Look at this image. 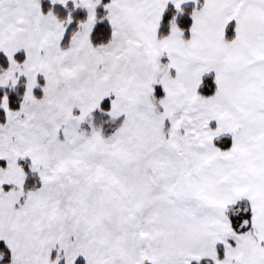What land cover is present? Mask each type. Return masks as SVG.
<instances>
[{
  "label": "snow or ice",
  "instance_id": "obj_1",
  "mask_svg": "<svg viewBox=\"0 0 264 264\" xmlns=\"http://www.w3.org/2000/svg\"><path fill=\"white\" fill-rule=\"evenodd\" d=\"M0 264H264V0H0Z\"/></svg>",
  "mask_w": 264,
  "mask_h": 264
}]
</instances>
